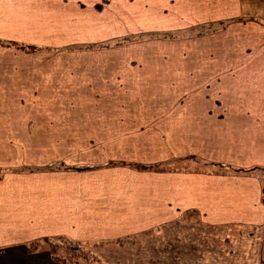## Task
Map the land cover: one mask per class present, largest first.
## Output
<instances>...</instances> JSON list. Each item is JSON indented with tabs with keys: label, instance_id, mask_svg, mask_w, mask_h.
<instances>
[{
	"label": "crops",
	"instance_id": "1",
	"mask_svg": "<svg viewBox=\"0 0 264 264\" xmlns=\"http://www.w3.org/2000/svg\"><path fill=\"white\" fill-rule=\"evenodd\" d=\"M177 1L182 11H197L195 24L205 30L179 37L181 45L160 37L169 43L168 50L147 48L146 53L127 56L126 61L118 46L68 49L97 44L88 41L35 53L0 45V140L8 147L0 145V168L9 172V178L0 180V264H58L44 241L47 238H67L100 254L139 250L141 243L150 247L161 233L164 241L177 234L179 226L204 228L208 242L202 237L189 246L192 251L210 250L211 258L198 260L200 264H219L224 255L231 257L230 251L249 245L264 227L259 173L264 170V21L247 16V4L241 0ZM177 1L151 3L165 10ZM52 3L67 5L68 0H0V39L20 42L15 36L28 37V33L16 29L13 33L7 28L43 24L42 12L53 10ZM158 39L143 38L140 42ZM131 45L135 43L125 46ZM46 53H92L115 60L106 75L121 78L114 89L122 90L120 98L125 101L135 89L171 91L172 82L179 83L175 91H182L164 100L137 102L133 113L125 111L129 118L137 109L154 116L156 111L144 104L153 107L163 103L162 111L147 120L153 125L139 131L141 139L147 137L133 141L127 151L109 152L107 145L96 144L100 150L96 153L102 151L107 158L85 170L57 159L45 162L43 148H36L34 154L4 141L29 135L28 131L11 130V120L18 121L22 115L7 116L4 102L11 104L9 98L16 90L12 82L22 86L27 59ZM125 63L148 76L141 80L139 74L132 73L135 83L122 82ZM61 86L65 85L52 82L42 88L41 96ZM75 86L67 88L74 94ZM77 90L88 91L81 86ZM123 92H130L127 99ZM119 107L116 104L114 116L123 121V108ZM119 135L108 132L106 138ZM187 160L201 161L202 166L189 170L182 164ZM141 165L154 167L141 169ZM218 165L251 173L216 171ZM27 178L29 182L23 184ZM219 230L223 234L216 233ZM220 238L223 242H213ZM215 249L228 252L222 256L214 253ZM170 261L179 264V260Z\"/></svg>",
	"mask_w": 264,
	"mask_h": 264
},
{
	"label": "rangeland",
	"instance_id": "2",
	"mask_svg": "<svg viewBox=\"0 0 264 264\" xmlns=\"http://www.w3.org/2000/svg\"><path fill=\"white\" fill-rule=\"evenodd\" d=\"M241 1L247 4L244 11L247 16H254L255 19L264 21V0ZM75 2L77 4L72 5ZM177 2L171 8L169 6L165 10H160L156 8L157 5L154 6L151 3V0H68L67 5L52 3L53 10L42 12L45 16L43 24L39 23L28 28L7 29H13L12 32L16 29L28 33V37L24 35L22 37L15 36L16 41H20L16 43L36 45L44 48L43 51L48 50L47 47L57 50V48L72 45L79 41L111 43L120 37L138 35L143 38H160L145 37L151 32L170 33L175 36L171 39L176 40L174 42L181 45L180 43L183 42L179 41V37L195 33L199 29L205 30V28H201L200 24H195L197 21L196 10L182 11L179 9L182 4ZM191 27H195L196 31L191 30ZM140 40L131 42L135 45L129 47L125 46L129 43L117 45L121 47L119 49L122 50L125 61L127 56L129 59L136 54L146 53L147 48L155 47L159 51H165L169 48L167 41L158 39L141 43ZM10 49L20 51L14 48ZM33 57L35 56L31 58ZM112 57L114 59L113 55ZM31 58H28L27 63L23 65L26 71L21 76L24 80L21 83L22 86L12 82V86L16 90L12 92L9 98L11 104H8V100L4 102L6 105L5 113L8 112L7 116L15 115L18 117L22 115L18 121L11 120V130H17V133L28 131L29 135L27 138H20V135H17L18 138L16 139L4 141L10 142L15 147L20 145L19 148L29 149L34 154L36 148H43L45 162L49 163L57 159V161H64L76 168L79 166H97V164H101L99 163L101 159L107 158V155L102 151L101 154L96 153L99 150V144L107 145L109 152L127 151L133 141L136 139L143 140L147 137L145 135L141 139L138 135L139 131L144 132L153 125L154 122H147V120L154 118L162 111L163 103L160 105L154 103L153 107L144 104L156 111L154 116L148 115L146 110L138 112L137 109L134 116L129 118L125 111L131 110L133 113L137 102L164 100L175 96V93L180 94L182 91L174 90L176 89L175 84L179 85L177 82H172L171 91L135 89L132 91L128 102L120 98L122 90L116 91L114 89L115 84H121V78L114 76V74L106 75V70L115 64V60H109V58L97 54L92 55V53L60 56L46 53L37 56V58ZM121 72L124 74L122 82L130 80V83H135L136 80L132 78V73L139 74L140 76L137 78L141 80L148 76L142 74L141 70L132 69L126 63ZM189 78H195V76H189ZM52 82L65 86L56 87L52 92L41 96L42 88L47 87ZM69 85H76L74 94L68 90L67 86ZM79 86L86 87L88 91L77 90ZM36 90H39L40 96L36 95ZM197 93L200 94V92ZM123 94L127 99L130 92H123ZM21 99L22 101H20ZM112 99L113 102H111ZM116 104L122 106L119 108H123L121 115L123 121L119 120L120 117L114 116L113 111H116L114 110ZM9 106H11L10 112L7 109ZM24 116H26L27 121ZM134 117L137 119L136 121ZM108 132L121 133V135L106 138ZM58 136H70L72 139L58 138ZM0 145L8 148L1 143V140ZM60 148H64L65 153L62 154ZM182 164L189 170H196L202 166V162L197 160H187ZM3 170L0 180L5 177L9 178L8 170ZM238 172L251 173L250 170ZM259 173L264 197V170ZM28 178L24 180L23 184L28 181ZM8 182L11 183L12 179H9ZM14 182L19 183V178ZM176 228L177 234H172L164 241V236L161 233L155 237L154 245L150 244V247H147V244L141 243L139 250L128 249L119 252L106 250L100 254L91 251L98 256L102 264H147L148 262L151 264H173L170 261L172 259L179 260V264H200L198 260L205 262L206 257L211 258L210 250L205 248V250L195 249L192 251V247L189 246L196 241L199 243L198 241L202 237L204 243L208 242V233L204 228L193 229L181 226ZM216 233L223 234L221 230ZM216 233L214 234L217 235ZM231 238L234 240L233 236ZM169 240H171L170 243ZM213 242L219 243L223 240L220 238L213 240ZM251 245L252 247H249ZM153 250L155 251L153 252ZM227 252L217 249L214 251L220 255ZM229 253L231 257L224 255L221 260L219 259V264H264V227L251 238L249 245H244L240 251H230ZM235 259L237 260L236 263Z\"/></svg>",
	"mask_w": 264,
	"mask_h": 264
},
{
	"label": "trees",
	"instance_id": "3",
	"mask_svg": "<svg viewBox=\"0 0 264 264\" xmlns=\"http://www.w3.org/2000/svg\"><path fill=\"white\" fill-rule=\"evenodd\" d=\"M195 27H191V30H195ZM196 31V30H195ZM194 33V32H193ZM191 33V34H193ZM199 34L201 33L200 30L196 31L194 34ZM188 35V34H187ZM141 35L138 36H124V37H120L117 38L113 41H111V43L108 42H100L97 44H90L87 46H71L68 47V49H90V48H105V47H109V46H117V45H122V44H126V43H131L134 42L136 40H140L143 37H140ZM145 37H162V38H173L175 36L171 35L170 33H154L151 32L148 35H146ZM0 45L5 46V47H10V48H14L26 53H35V52H40L43 51L44 48H41L39 46L36 45H32V44H22V43H16V42H5L3 40L0 39ZM95 166H79V167H74L76 170H85V169H91L94 168ZM154 166H145V165H141L139 168L141 169H148V168H153ZM218 168L224 169L225 167H223V165H218L216 166V171H220ZM233 169L231 168H227L224 169V172H230ZM238 172V171H243L240 169H236L234 168V172ZM4 170L2 168H0V178L3 174ZM44 241H46V243L48 244V247L53 255V258H55L56 262L58 264H102L100 262V259L98 258V256L94 253H92V251L87 250L85 248H83L81 245H79L77 242H74L72 240H69L67 238H63V237H58V238H54L53 240L51 239H44ZM61 246V248H60ZM60 249V250H59ZM63 251V252H62Z\"/></svg>",
	"mask_w": 264,
	"mask_h": 264
}]
</instances>
